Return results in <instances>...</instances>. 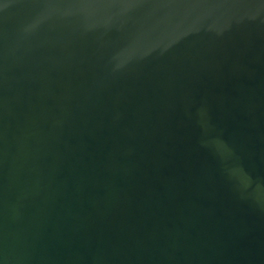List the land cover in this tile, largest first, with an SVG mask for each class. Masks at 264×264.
<instances>
[{
  "label": "water",
  "instance_id": "95a60500",
  "mask_svg": "<svg viewBox=\"0 0 264 264\" xmlns=\"http://www.w3.org/2000/svg\"><path fill=\"white\" fill-rule=\"evenodd\" d=\"M0 264H264V0H0Z\"/></svg>",
  "mask_w": 264,
  "mask_h": 264
}]
</instances>
